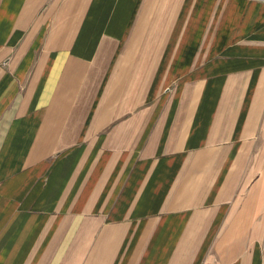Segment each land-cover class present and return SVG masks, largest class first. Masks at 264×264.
<instances>
[{
	"label": "crops",
	"instance_id": "crops-1",
	"mask_svg": "<svg viewBox=\"0 0 264 264\" xmlns=\"http://www.w3.org/2000/svg\"><path fill=\"white\" fill-rule=\"evenodd\" d=\"M0 264H264V0H0Z\"/></svg>",
	"mask_w": 264,
	"mask_h": 264
}]
</instances>
